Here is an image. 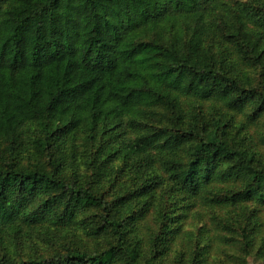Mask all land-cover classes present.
I'll list each match as a JSON object with an SVG mask.
<instances>
[{
	"label": "trees",
	"instance_id": "1",
	"mask_svg": "<svg viewBox=\"0 0 264 264\" xmlns=\"http://www.w3.org/2000/svg\"><path fill=\"white\" fill-rule=\"evenodd\" d=\"M191 100L219 105L211 121L208 112H188ZM240 114L252 124L264 115V1L237 9L226 0H0V227L16 228L20 215L36 226L53 211L56 225L66 227L89 209L86 233L112 238L91 251L17 263L0 257V264H112L117 257L121 264H214L217 239L235 249L225 252L233 264H245L254 250L264 257V243L256 247L264 163L228 139ZM128 117L151 127L115 142V162L100 165V140ZM29 123L38 128L36 158L23 157ZM83 142L93 160L84 172L70 163L69 172ZM153 150L182 154L163 164ZM123 160L142 163L125 191L116 174ZM166 183L172 192L157 210ZM211 185L224 191L206 198L210 218L229 207V219L216 221L228 236L212 238L203 222L185 226L197 206L190 199ZM175 192L185 197L168 202ZM148 211L157 222L143 233L148 252L133 251L132 233Z\"/></svg>",
	"mask_w": 264,
	"mask_h": 264
},
{
	"label": "rangeland",
	"instance_id": "2",
	"mask_svg": "<svg viewBox=\"0 0 264 264\" xmlns=\"http://www.w3.org/2000/svg\"><path fill=\"white\" fill-rule=\"evenodd\" d=\"M252 1H264V0H226L227 4H230L231 6L237 7V9H240L242 5H244L245 2H252ZM257 5V4H256ZM210 20V19H208ZM211 21V20H210ZM209 21V22H210ZM213 27L218 28L219 25H217V22L211 21ZM219 29V28H218ZM148 35L150 37H154V32L149 31ZM248 73L252 76L251 78L256 79L255 77V70L252 67L247 68ZM190 105L187 106V110L190 113H194L198 111H201L202 113H205L207 115V118L211 121V111L218 107V104L212 103V102H204L201 103H192V100L190 101ZM193 106V108H192ZM246 114H240L233 118L231 120V123L233 124L231 137L228 139L233 142L235 140L242 141L241 144L242 147L248 150L251 153H254L255 158L260 162L264 163V115L259 120V123L252 124L247 121V117H245ZM126 125L128 126L125 128V126L121 127H115L113 126L112 131L107 134L106 138L103 140H100V143L105 147L104 151L99 156V164L104 167H109V164L111 162H115L112 157L111 153L113 152V144L117 142L119 144L122 139H134L135 137L139 136V134L146 132L150 129L151 124L150 121L143 117H128L126 119ZM158 123V122H157ZM252 124V125H250ZM246 125H250V127H246ZM101 127H104V122H101ZM37 126L34 123L26 124L23 128V147L25 148V151L23 153L24 158H36L39 157V150L37 148L36 144V135H37ZM110 134L114 136V138L110 137ZM112 141V142H111ZM75 142V141H74ZM73 142V143H74ZM105 142L109 143L105 146ZM95 145H99L98 141L94 143ZM74 147V146H73ZM103 147V148H104ZM71 150L74 152L73 148ZM95 151V149H94ZM153 155V157L156 158V160H159L161 163L165 164L166 159L171 157L173 154H179L181 155V151H169V150H153L150 153ZM75 159L72 161H69L67 163L68 171L71 172L72 167H70V163H73L74 165H78V170L81 172L87 171V163H89L91 160H93V149L88 143H84L81 146L80 153L77 152L76 156H74ZM119 159V158H118ZM120 162V161H119ZM135 164V166H134ZM132 165H126V162L123 160L121 162V168L117 170V175L120 178V187L124 188H130L131 187V177H133V171L136 169V164L142 165V163H134ZM117 163L115 164V167H117ZM167 165L165 166V168ZM115 170V169H114ZM113 170V171H114ZM131 170V171H130ZM111 172V174L113 173ZM130 171V172H129ZM110 174V175H111ZM165 174L167 176L170 175V172H167V169L165 170ZM164 174L165 177H167ZM110 178V176H108ZM124 182L127 183V185L124 184ZM169 183V182H168ZM171 184V183H170ZM229 184H226L222 187V189L228 188ZM119 187L115 188V192H117V189ZM220 189L219 187L215 185H211L206 190L200 194V196H197L195 198L190 199V201L195 202L197 205L195 209L193 210L194 216H190L185 220V226H187L188 229H193L196 226H193L192 224H189L191 222H203L206 223V227L209 228L211 237H218V235H226L224 229H222L216 221L220 220V215H223L224 219H229V207H220V209H216L215 213L218 214L215 218V222L211 220V215L213 210L208 208L206 205V198L212 196V192L214 191H224ZM175 191V190H173ZM169 192H172L169 185L164 184L159 192L160 198H161V204L157 207L158 209H162L163 203L162 198H165ZM185 196L182 194H179L178 192H175L174 195L171 194L170 199L168 202H180L179 199H183ZM143 200V199H140ZM40 204V200L31 202L26 212L32 210L36 206ZM180 204V203H179ZM157 206L155 204L153 207ZM57 211H53L51 214H49L46 219L36 226H28L22 223L23 216L20 215L19 219L16 222V228L11 229L8 226L0 227V257H4L8 260H11L13 263L26 261L28 259H46L54 257L58 254L67 253V251L72 249H87V250H95L98 248H101L105 245L106 241L110 238V235L105 234L99 237H94L92 235H88L86 233V228L88 225H91L92 223V215L91 211L89 209H85L83 212H81L78 217L75 219V222L72 223L69 226L66 227H59L56 225L55 221V215ZM261 220L264 222V209L259 213ZM159 216V213H158ZM211 217V218H210ZM155 213L153 211L147 212L144 215V220L140 222L139 225L136 226L135 230L132 233V240L131 245L133 251H137L136 249H140L143 253L148 252V248L144 244L145 240H147V236H145L143 233L149 232V227H156V223L154 222ZM158 219V217H157ZM201 219V221H200ZM223 227L225 225L221 223ZM199 226V225H198ZM214 233V235H212ZM227 238V237H226ZM228 242V241H225ZM262 243H264V224L261 227V231L258 235V243L256 247H259ZM137 245H145L138 247ZM136 248V249H135ZM213 253L218 257H215L214 254H212V259H215L214 264H233V262H237L238 260H233L230 257L225 255V252H236L233 247H230L226 243L220 242L219 239L214 241V247H213ZM261 250H254L251 253H248L244 255L245 258V264H264V257L261 255ZM112 264H121L120 258L117 257L113 260ZM211 264V262H210Z\"/></svg>",
	"mask_w": 264,
	"mask_h": 264
}]
</instances>
